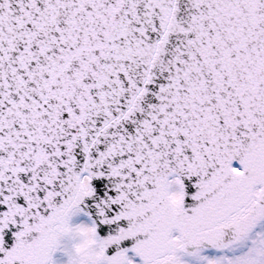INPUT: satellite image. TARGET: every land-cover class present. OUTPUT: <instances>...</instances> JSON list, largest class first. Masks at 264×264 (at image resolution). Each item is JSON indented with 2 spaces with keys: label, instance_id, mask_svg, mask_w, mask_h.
Listing matches in <instances>:
<instances>
[{
  "label": "snow or ice",
  "instance_id": "obj_1",
  "mask_svg": "<svg viewBox=\"0 0 264 264\" xmlns=\"http://www.w3.org/2000/svg\"><path fill=\"white\" fill-rule=\"evenodd\" d=\"M0 264H264V0H0Z\"/></svg>",
  "mask_w": 264,
  "mask_h": 264
}]
</instances>
